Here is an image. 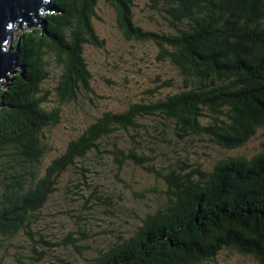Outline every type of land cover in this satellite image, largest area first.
I'll return each mask as SVG.
<instances>
[{"label":"trees","instance_id":"trees-1","mask_svg":"<svg viewBox=\"0 0 264 264\" xmlns=\"http://www.w3.org/2000/svg\"><path fill=\"white\" fill-rule=\"evenodd\" d=\"M106 1L125 36L153 38L182 77L183 90L103 114L42 173L43 133L59 119V109L48 111L42 95L47 67L53 62L59 68L53 89L58 104L73 102L89 90L84 45L102 46L91 23L97 0H50L45 31L19 33L18 64L24 68L0 90V241L29 227L53 178L115 131L143 126L139 119L159 117L179 139L207 138L224 150L242 147L264 128V0H149L170 24L171 31L159 36L132 27L130 0ZM110 152L118 166L149 161L132 150ZM186 166L163 177V204L131 237H118L87 264H200L222 249L264 264V141L253 158L229 157L211 172L199 166L186 172Z\"/></svg>","mask_w":264,"mask_h":264},{"label":"rangeland","instance_id":"rangeland-1","mask_svg":"<svg viewBox=\"0 0 264 264\" xmlns=\"http://www.w3.org/2000/svg\"><path fill=\"white\" fill-rule=\"evenodd\" d=\"M128 9L132 27L158 36L171 31L168 20L150 9L149 0H130ZM91 23L102 46L83 47L89 90L80 92L73 102L58 104L53 89L59 68L52 61L47 67L42 95L48 111L59 109V119L43 133L46 153L42 173L70 141L103 114L122 113L131 105L154 103L183 90L182 77L160 56L153 38L145 40L133 33L125 36L109 2L97 0ZM19 33L14 35L13 46ZM159 119H139L143 126L136 130L115 131L99 143L97 151L75 160L53 178L52 192L31 217L29 227L8 240L1 239L0 264H87L119 238L131 237L142 219L163 204L167 188L163 177L168 171L186 164V172L196 166L211 172L226 158H253L264 141V128H259L242 147L224 150L207 138L179 139L171 124ZM116 150L125 155L132 150L149 161L136 165L128 160L118 166L110 152ZM200 264L258 263L251 256L222 249Z\"/></svg>","mask_w":264,"mask_h":264},{"label":"water","instance_id":"water-1","mask_svg":"<svg viewBox=\"0 0 264 264\" xmlns=\"http://www.w3.org/2000/svg\"><path fill=\"white\" fill-rule=\"evenodd\" d=\"M50 0H0V90L24 67L18 64L19 47L13 46L17 31H45V17L53 13ZM0 97V107H2Z\"/></svg>","mask_w":264,"mask_h":264}]
</instances>
